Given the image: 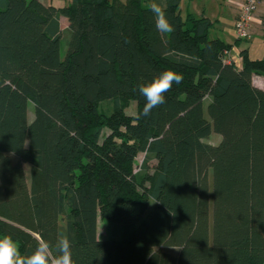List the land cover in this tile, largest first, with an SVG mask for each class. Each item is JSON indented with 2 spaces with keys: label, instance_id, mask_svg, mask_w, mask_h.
<instances>
[{
  "label": "trees",
  "instance_id": "obj_1",
  "mask_svg": "<svg viewBox=\"0 0 264 264\" xmlns=\"http://www.w3.org/2000/svg\"><path fill=\"white\" fill-rule=\"evenodd\" d=\"M151 2L0 0V234H67L75 264H264V58L225 61L243 38L180 0L159 33ZM167 69L183 81L145 117L137 86Z\"/></svg>",
  "mask_w": 264,
  "mask_h": 264
},
{
  "label": "clouds",
  "instance_id": "obj_2",
  "mask_svg": "<svg viewBox=\"0 0 264 264\" xmlns=\"http://www.w3.org/2000/svg\"><path fill=\"white\" fill-rule=\"evenodd\" d=\"M149 10L155 19L157 32L170 34L175 31L164 7L157 0H152ZM182 81L181 73L167 69L150 81L139 84L137 91L145 101L142 115L147 117L154 108L165 104L166 93L172 90L173 85H179ZM0 264H75L72 241L67 234L61 233L54 245L41 239L31 252L25 253L17 239L9 234H0Z\"/></svg>",
  "mask_w": 264,
  "mask_h": 264
},
{
  "label": "rangeland",
  "instance_id": "obj_3",
  "mask_svg": "<svg viewBox=\"0 0 264 264\" xmlns=\"http://www.w3.org/2000/svg\"><path fill=\"white\" fill-rule=\"evenodd\" d=\"M126 1V0H122ZM239 1V2H237ZM244 0H231L230 3L237 7V15L239 12V7L243 3ZM182 13L185 14L187 9L191 10L194 14L200 16L202 12H205V15L211 17L212 19H219L215 26L210 31V37H221L223 39H227L230 42H235L237 40V34H236V28H235V12L233 11V8L230 6L229 2L227 0H180ZM239 5V6H238ZM259 8V7H258ZM63 29L66 28L64 21L61 22ZM253 26V24H252ZM254 37L252 29H251V36L248 39H243L240 43V47H247L249 44L246 42V40L251 41ZM261 40H258L256 42V45H254L252 56L253 58H264V34H262ZM67 34L66 32L63 35L62 41H61V58L64 59L67 51ZM257 50L255 52L254 50ZM230 52V51H229ZM232 52V51H231ZM260 76H255L253 81L256 85L262 84ZM209 101L208 99L204 103V114L205 117L209 118L208 111H207V105ZM101 110H103L106 114L110 115L112 113L113 104L110 101H105L100 106ZM28 110L30 117L33 116V110L34 105L32 102H29ZM127 113L129 114H135L136 113V102H131V104L127 108ZM110 130H105V135L109 134ZM222 137L221 135L213 132L209 137L205 138L203 141L217 145L220 143ZM145 158V154L141 153L137 159H136V169L138 170ZM156 161L152 160L150 162V165H153ZM25 170L27 177L29 178L30 173V165L25 164ZM111 223L110 221L103 219L101 216H99L98 219V234L100 237L104 238L107 237L110 233ZM176 251V250H175Z\"/></svg>",
  "mask_w": 264,
  "mask_h": 264
},
{
  "label": "crops",
  "instance_id": "obj_4",
  "mask_svg": "<svg viewBox=\"0 0 264 264\" xmlns=\"http://www.w3.org/2000/svg\"><path fill=\"white\" fill-rule=\"evenodd\" d=\"M227 1L229 2L230 6L233 8V11L235 12L234 20H236V17H237V7H234L230 3L231 0H227ZM41 2H43L46 5H53L55 7H64V6L68 5V4H70L72 2V0H41ZM237 2H239V1H237ZM181 10H182V8H181ZM187 11H191V10L187 9ZM201 15H205V12L203 11ZM263 15H264V0L260 1L259 8H258V11H257V14H256V21L253 23V26H252V32H253L254 37L252 38L251 41H249L250 39L249 40H246V42L249 44V46H247V47L235 46L234 49H233V51L231 52L233 58L239 64L242 63V58L240 56L241 50L248 49L250 56L253 57L252 56V52H253L254 45H256V42L258 40L263 39L262 38V34H264V26L262 25V20H261V17ZM205 16H207V15H205ZM207 17H209V16H207ZM209 18H211V17H209ZM212 20L213 21H216V23H217V21L219 19L218 20L217 19H215V20L212 19ZM62 21H64L65 27H67L68 26V20L65 17H62L61 18V22ZM218 38H221V37H218ZM221 39H223V38H221ZM223 40H225L226 42H230L227 39H223ZM230 43H233V42H230ZM254 51L257 52L256 49ZM261 81H262V79H261ZM262 85H263V81H262L261 86ZM100 238L103 239L102 237H100Z\"/></svg>",
  "mask_w": 264,
  "mask_h": 264
},
{
  "label": "built area",
  "instance_id": "obj_5",
  "mask_svg": "<svg viewBox=\"0 0 264 264\" xmlns=\"http://www.w3.org/2000/svg\"><path fill=\"white\" fill-rule=\"evenodd\" d=\"M259 4L260 0H244L240 5L239 12L235 20L236 34L239 38H250L252 24L256 21ZM223 57L227 62L233 61V56L229 51H225Z\"/></svg>",
  "mask_w": 264,
  "mask_h": 264
}]
</instances>
